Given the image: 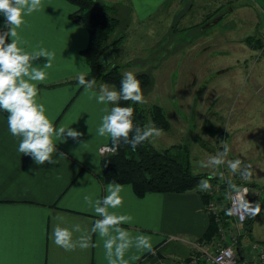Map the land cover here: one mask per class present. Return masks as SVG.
<instances>
[{
    "label": "crops",
    "instance_id": "obj_1",
    "mask_svg": "<svg viewBox=\"0 0 264 264\" xmlns=\"http://www.w3.org/2000/svg\"><path fill=\"white\" fill-rule=\"evenodd\" d=\"M126 1L137 20L159 10L169 11L164 6L173 3ZM76 8L69 0H43L41 10L26 16L18 30L21 47L26 51L44 48L55 54L52 67L44 69L46 80L37 85L39 101L46 106L50 119L56 127H72L83 135L56 142V164L37 165L18 151L19 138L11 135L8 113L0 110V264H108L103 240L92 232L100 217L85 197L92 201L102 198L107 195V185L113 182L123 189V205L110 211L131 215L133 222L122 227L133 236L151 237L153 244L154 254L131 250L129 255L138 257L132 264H178L187 257L192 241L202 237L208 226L203 197L195 188L147 190L138 195L129 182L103 180L100 158L107 151L104 145L110 143L109 138L95 134L105 105L98 104L94 95L104 82L86 91L73 80L89 69L80 51L87 42L88 31L82 22L71 17ZM4 30L5 17L0 14V31ZM10 42L11 37L7 40ZM46 62L41 57L34 65L43 68ZM262 185H257L261 188L258 197L263 196L264 203ZM58 216L63 220L57 221ZM57 223L68 229L79 225L74 238L90 237L94 246L71 252L58 247L52 239Z\"/></svg>",
    "mask_w": 264,
    "mask_h": 264
},
{
    "label": "rangeland",
    "instance_id": "obj_2",
    "mask_svg": "<svg viewBox=\"0 0 264 264\" xmlns=\"http://www.w3.org/2000/svg\"><path fill=\"white\" fill-rule=\"evenodd\" d=\"M94 1L119 17L111 36L120 40L102 57L123 73H151L140 105L159 103L169 119L155 125L162 135L152 143L170 145L193 169L232 176L226 165L203 166L226 143L227 159L250 166L264 195V0H172L169 11L138 20L126 0ZM261 197L249 237L264 238Z\"/></svg>",
    "mask_w": 264,
    "mask_h": 264
},
{
    "label": "clouds",
    "instance_id": "obj_3",
    "mask_svg": "<svg viewBox=\"0 0 264 264\" xmlns=\"http://www.w3.org/2000/svg\"><path fill=\"white\" fill-rule=\"evenodd\" d=\"M43 7V0H0V14L5 17L6 30L0 31V110L8 113L7 125L12 136L19 138L18 151L30 156L37 165L56 164L58 161L53 154L58 151L56 142H63L67 138L74 140L83 134L72 127H56L47 114L46 106L39 101L38 84L43 83L47 74L44 69L52 67L54 52L41 48L32 52L26 51L21 45L18 30L25 23V17ZM11 37V42L7 43ZM46 58L43 68L34 65L39 58ZM78 84L86 91L96 86L95 79H86L85 73L78 75ZM98 104H103L105 113L96 135L110 138L112 151L115 152L121 142L130 144L133 149L144 142H154L162 135V130L154 124H145L143 127L134 123V110L131 107L120 106V101H131L133 104H144L146 99L141 87V81L132 71L123 73L120 88L100 85L99 93L94 95ZM108 105H113L111 108ZM91 132V127H90ZM223 151L217 152L207 159L203 166L219 168L226 165L233 174H239L241 180L251 178L250 166L242 167L241 160L227 159L231 148L222 144ZM60 155H64L60 153ZM195 175V173H194ZM223 179V173L220 174ZM230 186H231V182ZM201 191H209L211 184L208 179H201L197 185ZM122 187L118 183L107 185V195L92 201L85 197L94 213L100 217L96 219L92 232L103 240L105 259L108 264H132L138 257L129 255L131 250L137 252H153L151 237L147 235L133 236L130 231L122 227L131 224V215H120L110 209H118L123 205L121 197ZM251 215L260 213V205L252 207L247 202L244 205ZM57 221L63 218L58 216ZM79 225L72 229L55 226L52 239L55 245L65 251H75L79 248L94 246L91 238L81 235L74 238L73 233L79 232Z\"/></svg>",
    "mask_w": 264,
    "mask_h": 264
},
{
    "label": "trees",
    "instance_id": "obj_4",
    "mask_svg": "<svg viewBox=\"0 0 264 264\" xmlns=\"http://www.w3.org/2000/svg\"><path fill=\"white\" fill-rule=\"evenodd\" d=\"M76 5L71 17L79 20L88 31L87 42L81 48L86 57L89 69L85 73L86 79H95L96 86L100 82L113 84L117 90L123 72L116 62H110L102 57V53L109 45H115L120 36H111L112 29L119 17L107 10L104 4L94 0H69ZM250 46L256 44L249 42ZM141 81L142 90L152 82L151 73L147 70L134 72ZM73 80L78 81V76ZM113 105H111L112 107ZM120 106L131 107L134 110V123L143 127L148 120L160 128L169 126V119L161 104L151 103L149 106L133 104L131 101H120ZM205 127V126H204ZM210 130V129H209ZM109 143L111 140L109 138ZM101 176L103 180L129 182L136 194L141 195L147 190H184L195 188L204 176L217 177L219 174L208 170L192 168L188 159H180L172 153L171 146L157 148L152 142H144L135 149L130 144L121 142L118 149L106 151L100 158ZM195 173V175H194ZM254 185L258 183L251 178ZM252 215L248 213L246 227L251 228ZM215 232V223L210 218L204 231V237L212 236Z\"/></svg>",
    "mask_w": 264,
    "mask_h": 264
},
{
    "label": "built area",
    "instance_id": "obj_5",
    "mask_svg": "<svg viewBox=\"0 0 264 264\" xmlns=\"http://www.w3.org/2000/svg\"><path fill=\"white\" fill-rule=\"evenodd\" d=\"M112 147L104 145L107 150ZM201 179H208L211 184L209 191H201L197 187L199 180L196 189L203 197L209 219L215 223V232L211 237L193 240L187 257L178 264H264V238L248 236L245 223L249 210L244 207L248 197L251 204L260 195L261 188L252 184L251 178L241 180L239 174Z\"/></svg>",
    "mask_w": 264,
    "mask_h": 264
},
{
    "label": "water",
    "instance_id": "obj_6",
    "mask_svg": "<svg viewBox=\"0 0 264 264\" xmlns=\"http://www.w3.org/2000/svg\"><path fill=\"white\" fill-rule=\"evenodd\" d=\"M249 201H250V200H249V197H248V198H247V203H248V204H249Z\"/></svg>",
    "mask_w": 264,
    "mask_h": 264
}]
</instances>
